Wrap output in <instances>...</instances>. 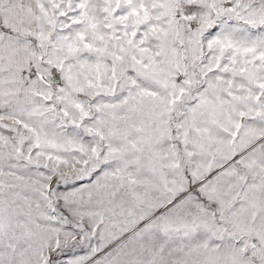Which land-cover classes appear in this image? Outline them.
<instances>
[{"label": "snow or ice", "instance_id": "6c2138e0", "mask_svg": "<svg viewBox=\"0 0 264 264\" xmlns=\"http://www.w3.org/2000/svg\"><path fill=\"white\" fill-rule=\"evenodd\" d=\"M0 264H264V0H0Z\"/></svg>", "mask_w": 264, "mask_h": 264}]
</instances>
